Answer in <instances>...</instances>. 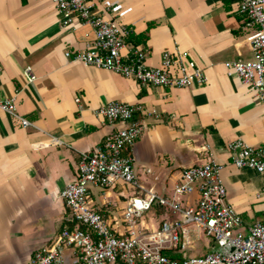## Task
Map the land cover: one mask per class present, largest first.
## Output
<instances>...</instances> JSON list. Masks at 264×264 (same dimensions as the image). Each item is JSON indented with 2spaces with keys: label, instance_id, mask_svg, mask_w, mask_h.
Instances as JSON below:
<instances>
[{
  "label": "crops",
  "instance_id": "1",
  "mask_svg": "<svg viewBox=\"0 0 264 264\" xmlns=\"http://www.w3.org/2000/svg\"><path fill=\"white\" fill-rule=\"evenodd\" d=\"M109 1L113 9L105 16L131 26L126 42L147 49L149 66H158L164 51H187L207 80L188 87L142 86L70 61L64 52L84 48L93 38L88 25L62 26L52 0H0V97L14 96L18 114L32 123L22 127L0 110V264H29L36 248L71 225L59 193L76 178L80 153L124 124L96 114L111 100L147 112H137L143 129L124 152L140 188L119 182L90 186V204L109 223L123 230L122 211L134 192L149 189L170 197L184 167L210 158L221 163L227 200L244 224L264 215V192L257 195L264 173L235 167L226 149L237 138L264 145V99L224 65L253 56L251 29L238 0ZM27 66L32 82L24 74ZM50 136L64 144L52 143ZM157 210L154 206L139 221L156 226L167 215ZM71 261L66 253L65 264Z\"/></svg>",
  "mask_w": 264,
  "mask_h": 264
},
{
  "label": "built area",
  "instance_id": "2",
  "mask_svg": "<svg viewBox=\"0 0 264 264\" xmlns=\"http://www.w3.org/2000/svg\"><path fill=\"white\" fill-rule=\"evenodd\" d=\"M52 1L62 26L88 25L93 34L84 48L64 52L70 61L131 77L142 86L188 87L206 82L203 69L187 51H164L160 64L149 66L147 49L126 42L131 26L105 16L113 9L109 0ZM238 12L251 29L253 56L226 61L224 65L228 74L234 73L263 100L264 0H238ZM24 74L27 82L35 79L29 66ZM0 110L17 119L22 127L32 124L18 114L14 96L0 97ZM144 111L139 105L117 100L95 109L108 122L124 124L92 150L80 153L76 178L59 193L72 223L62 227L49 245L36 248L29 264H65L66 253L72 257L71 264H264V215L253 224H244L227 200L220 175L222 165L212 158L184 167L170 197L149 189L142 194L134 192L122 211L123 230L92 207V185L104 188L119 182L140 188L132 158L124 152L142 132L143 124L136 114ZM149 112L157 115L154 109ZM50 139L56 145L64 144L57 137ZM226 149L235 167L264 173V145L256 147L237 138L227 143ZM262 192L264 186L257 195ZM155 205L163 207L167 215L156 226H146L139 218ZM192 233L195 239L204 240L207 251L187 254Z\"/></svg>",
  "mask_w": 264,
  "mask_h": 264
},
{
  "label": "rangeland",
  "instance_id": "3",
  "mask_svg": "<svg viewBox=\"0 0 264 264\" xmlns=\"http://www.w3.org/2000/svg\"><path fill=\"white\" fill-rule=\"evenodd\" d=\"M142 218L143 219L145 218L144 214L140 220H142ZM191 239H192V243L187 249V254L203 253V252L207 251V248H205V246H204V240L203 239H200V240L195 239V235L193 233L191 234ZM191 247H192V249H191Z\"/></svg>",
  "mask_w": 264,
  "mask_h": 264
},
{
  "label": "trees",
  "instance_id": "4",
  "mask_svg": "<svg viewBox=\"0 0 264 264\" xmlns=\"http://www.w3.org/2000/svg\"><path fill=\"white\" fill-rule=\"evenodd\" d=\"M156 207H157V212L158 213H163V211H164V209H163V207H161L160 205H155Z\"/></svg>",
  "mask_w": 264,
  "mask_h": 264
}]
</instances>
